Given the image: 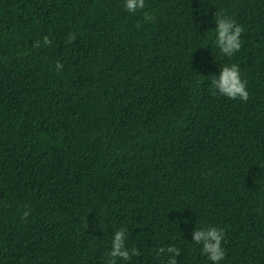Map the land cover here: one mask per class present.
Instances as JSON below:
<instances>
[{
  "label": "trees",
  "instance_id": "trees-1",
  "mask_svg": "<svg viewBox=\"0 0 264 264\" xmlns=\"http://www.w3.org/2000/svg\"><path fill=\"white\" fill-rule=\"evenodd\" d=\"M124 2L0 0V264H108L122 227L140 255L116 264H213L209 227L220 264H264V0ZM232 64L246 102L212 87Z\"/></svg>",
  "mask_w": 264,
  "mask_h": 264
},
{
  "label": "clouds",
  "instance_id": "clouds-1",
  "mask_svg": "<svg viewBox=\"0 0 264 264\" xmlns=\"http://www.w3.org/2000/svg\"><path fill=\"white\" fill-rule=\"evenodd\" d=\"M124 7L128 13L135 14L145 9L147 5L146 0H125ZM143 17L146 22H152L155 19L149 12H144ZM214 23L216 25L214 30L216 33L215 42L220 51L228 57L240 51L242 44L240 37L244 31L243 26L238 25L235 20L222 12H217L215 14ZM75 39V35L69 34V43L75 41ZM50 44V39L45 36L43 39V46H48ZM36 46L40 47L42 45L37 42ZM55 68L58 72L62 71L63 64L57 61ZM211 83L212 87L222 96H226L233 100L239 99L245 102L249 99L247 81L242 80L240 68L237 64H232L231 66L224 65L221 68L219 77L215 75L212 76ZM126 233L127 228L123 227L114 232L111 241V250L108 253V264H116L117 258L128 261L131 257L140 255V252L136 248L130 251L126 248ZM224 236L225 231L222 228H195L193 232V241L201 246L202 254L212 261L213 264H220L226 256V252L222 247ZM165 251H167L170 257L168 264H178L177 257L181 255L180 250L175 246L168 247L167 249H159V253L161 254Z\"/></svg>",
  "mask_w": 264,
  "mask_h": 264
}]
</instances>
